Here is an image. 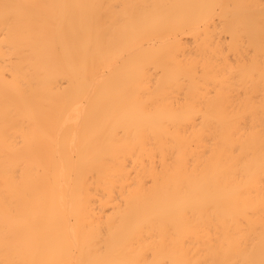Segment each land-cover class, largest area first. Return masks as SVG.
Wrapping results in <instances>:
<instances>
[{"label":"bare ground","instance_id":"bare-ground-1","mask_svg":"<svg viewBox=\"0 0 264 264\" xmlns=\"http://www.w3.org/2000/svg\"><path fill=\"white\" fill-rule=\"evenodd\" d=\"M0 264H264V0H0Z\"/></svg>","mask_w":264,"mask_h":264}]
</instances>
